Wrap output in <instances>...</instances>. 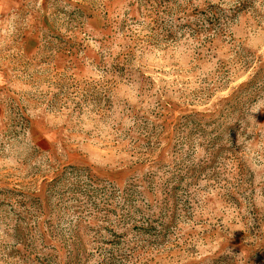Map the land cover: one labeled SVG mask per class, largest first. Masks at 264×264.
Masks as SVG:
<instances>
[{"label":"rangeland","instance_id":"obj_1","mask_svg":"<svg viewBox=\"0 0 264 264\" xmlns=\"http://www.w3.org/2000/svg\"><path fill=\"white\" fill-rule=\"evenodd\" d=\"M0 264H264V0H0Z\"/></svg>","mask_w":264,"mask_h":264}]
</instances>
